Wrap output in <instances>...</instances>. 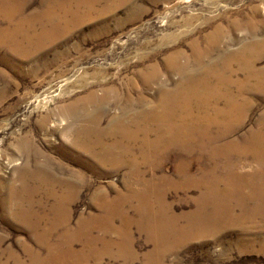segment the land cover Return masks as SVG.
I'll return each mask as SVG.
<instances>
[{
    "label": "bare ground",
    "instance_id": "1",
    "mask_svg": "<svg viewBox=\"0 0 264 264\" xmlns=\"http://www.w3.org/2000/svg\"><path fill=\"white\" fill-rule=\"evenodd\" d=\"M0 1V15L6 19L5 26L0 25V50L10 69L18 65L10 54L31 59L55 37L91 16L90 11L83 14L73 9L72 3L78 4L77 0H42L43 9L28 15L22 8L24 5L21 7L11 0ZM260 48H264V39H255L252 45L238 50V55L228 52L199 70L191 68L187 61H180L184 58L182 51H170L163 67L167 73L178 74L173 87L160 84L162 94L154 107L146 106L141 93L133 99L127 92L120 103V113L109 115L104 127L102 120L108 115L109 106L107 94L112 92L108 88L102 94L90 88L83 97L81 109L76 100L58 107L62 115L72 120L64 127V134L70 137L67 140L70 149L64 146L61 154L70 156L78 164H82V153H85L93 156L98 165L126 167V192L115 198H108L106 194L99 196L96 200L99 212L88 213L71 226L70 205L81 192L82 172L67 166H51L52 161L42 164L35 161L33 168L19 173L18 185L10 189L15 201L9 212L32 231L37 244L45 249V254L40 256L28 248L27 264L82 263L90 258L101 259L105 254L114 256L112 248L117 250L115 255L121 256L130 248L131 239L125 227L132 224L152 241L153 249L146 254L151 263L160 261L163 254L174 250L188 237L215 235L233 223L240 224L239 228L244 231L246 222L253 226L256 219H264V120L260 119L257 128L241 138H232L242 127L243 116L251 107V100L244 95L250 91L253 94L262 92L264 88V75L255 70L258 66L254 68V62L249 59L250 62H245L239 55L246 56L252 50L258 53L256 50ZM233 63L242 70L244 80L226 77ZM137 70L145 82L156 79L159 73L157 63ZM232 84L237 86L234 88L236 94L230 90ZM253 84V88L248 87ZM223 88L229 89L224 91ZM89 108L90 113H86ZM23 142L34 154L40 153L27 140ZM170 154L176 156L180 187L198 191L194 198L195 208L184 215L187 220L183 227L178 225L180 216L169 212V205L164 201L165 192L160 191L165 182H170L165 176L146 179L143 175L146 172L138 166L139 158L144 163L157 165ZM249 157L252 163L244 161ZM195 163L200 164L198 176L190 172ZM23 165L29 166L28 160ZM157 166L149 167L158 169ZM40 193L45 199H53L48 208L43 207L41 198H34ZM150 197L154 198V203L150 202ZM132 200L138 204L133 215H129L125 206ZM114 217L119 219L121 226L113 225ZM94 231H101V234L96 235ZM110 233L117 238H111ZM75 243H80L79 250L74 248ZM15 262L24 264L20 259Z\"/></svg>",
    "mask_w": 264,
    "mask_h": 264
},
{
    "label": "rangeland",
    "instance_id": "2",
    "mask_svg": "<svg viewBox=\"0 0 264 264\" xmlns=\"http://www.w3.org/2000/svg\"><path fill=\"white\" fill-rule=\"evenodd\" d=\"M11 1H16L15 4L21 7L24 5L22 8L26 15L43 9L42 0ZM77 2L79 3H72L73 9L77 8L83 14L90 11L91 16L79 23L80 26L78 24L65 31V34L55 37L52 42L47 43L49 46L46 45L34 53L31 59L10 54L18 64L13 65L14 70L7 66V62L3 60L4 53L0 50V264H16L15 259L27 264L28 248L33 253L35 250L37 255L45 254V249L37 244L32 231L9 212L15 201L10 195V189L18 185L19 173L33 168L35 161L40 164L52 161L51 166H67L82 172L81 192L70 205L71 226L88 213L99 212L96 205L99 196L106 194L108 198H115L126 192V167L98 165L92 159L93 156L85 153H82V164H78L70 156L61 154L64 146L70 149L67 143L70 137L64 134V127L72 120L71 117L62 115L58 107L76 100L80 102L78 107L81 109L83 97L90 88L94 87L96 94H102L108 88L112 92L107 94L109 106L108 115L102 120L104 127L109 115L120 113V103L127 92L133 99L141 93L146 99V106L154 107L162 94L160 84L173 87L179 76L176 73H167L163 67L164 58L170 51H182L184 58L180 61H187L191 68L199 70L209 62H217L223 54L233 52L238 55V50L248 44L252 45L253 40L264 39V0ZM0 16V25L5 26L6 19ZM193 42H197L195 44L198 48ZM256 52L258 53L252 50L246 56H239L245 62H254V68L258 66L255 70L264 75V48ZM153 63H157L158 76L145 82L137 69ZM236 65L233 63L234 68L230 65L229 70L232 71L227 72L226 77L231 76L233 80L242 81L244 75ZM234 86L232 84L230 90L236 94L237 90L234 88L237 86ZM248 87L253 88L254 84ZM225 89L229 88H223L224 91ZM262 90L260 93L255 91L253 94L250 91L244 95L251 100V107L247 109V115H244L246 117L243 116L242 127L232 138H241L248 131L257 128L260 119L264 120V88ZM86 113H90V108ZM24 139L40 153L34 154L26 147ZM175 157L172 154L166 155V158L157 163L159 166L144 163L139 158L138 166L141 171L146 172L143 174L146 179L151 176H165L170 182H165L160 191L165 192L162 193L165 203L169 205V212L180 216L178 225L183 227L187 220L184 215L195 208L194 198L198 191L196 188L186 191L180 187ZM245 159V162L250 160L252 163V158ZM26 160L29 166L23 165ZM149 166H157L158 169H150ZM199 166L200 164H193L191 174L198 176ZM131 182L135 185L134 180ZM34 198H41L44 208H48L53 202L51 197L45 199L42 193L35 194ZM149 200L154 203L153 197ZM137 204V201H130L125 206L126 212L133 215ZM255 222L253 226L248 225L249 221L246 222L244 231L239 228L240 224L233 223L215 235L188 237L182 244L176 245L174 250L163 254L160 261L151 263L146 254L153 249L152 241L136 224H132L125 227L131 241L129 250L124 254L115 255L117 250L112 248L114 256L105 254L101 259L90 258L76 264H264V219L258 218ZM113 225L121 226L117 217L113 218ZM94 232L96 235L101 234V231ZM109 236L117 238L114 233ZM24 244L29 246L26 248ZM74 248L79 250L80 243H75Z\"/></svg>",
    "mask_w": 264,
    "mask_h": 264
}]
</instances>
